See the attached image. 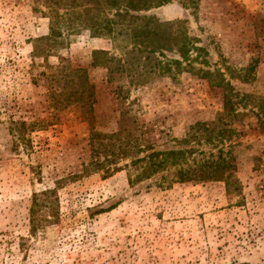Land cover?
Here are the masks:
<instances>
[{
    "label": "rangeland",
    "instance_id": "1",
    "mask_svg": "<svg viewBox=\"0 0 264 264\" xmlns=\"http://www.w3.org/2000/svg\"><path fill=\"white\" fill-rule=\"evenodd\" d=\"M34 8V0H0V264H264V168L256 166L264 135L250 112L257 110L237 107L238 143L224 146L236 158L234 194L225 182L164 189L159 183L167 175L136 185L126 172L73 181L90 159V126L81 121L80 109H52L47 83L59 65L87 70L98 93V130L115 131L129 117L158 151L184 148L179 142L191 126L216 122L223 91L183 71L185 64L173 63L170 74L147 69L143 83L130 72L110 76L91 66L93 51L107 50L125 63L130 48L120 51L88 31L65 34L63 49L34 62V41L50 33L47 17ZM146 14L185 21L207 50L193 68L220 70L240 97L264 99V0H199L196 8L173 0ZM173 52L157 58L182 61ZM11 122L44 127L29 128L24 143L11 132ZM219 149L204 147L214 155ZM46 190L55 191L60 220L32 237L29 210L34 194Z\"/></svg>",
    "mask_w": 264,
    "mask_h": 264
},
{
    "label": "trees",
    "instance_id": "2",
    "mask_svg": "<svg viewBox=\"0 0 264 264\" xmlns=\"http://www.w3.org/2000/svg\"><path fill=\"white\" fill-rule=\"evenodd\" d=\"M173 0H34L36 12L44 14L48 21L49 35L34 41L33 59L51 56L67 43V35L75 36L88 31L94 39H108L116 44L120 51L129 49L125 63L112 56L107 50L93 51L92 67L106 68L108 74L130 72L134 82L148 76V71L156 69L171 73L172 64L183 71H189L201 79H206L214 89H222L224 98L223 113L216 122H197L191 126L186 136L179 142L184 148L173 151H158L143 126L123 117L119 129L111 132L98 130L95 122V104L97 88L83 68L72 69L69 65H59L51 74L47 83L48 98L55 112L69 108L80 109L79 117L90 128V159L82 164L80 176L101 174L107 179L114 174L126 172L130 184L136 185L162 176L159 185L164 189L174 184L184 183H221L228 186V193L238 191L235 177L236 160L225 145L234 148L240 136L235 120L240 116L238 106L250 110L258 119L259 128L264 135V99L253 95L240 97L231 82L220 70L209 71L193 68L192 63L206 57L207 50L201 47L198 37L193 36L185 21L165 22L146 13L169 5ZM191 8L199 5V0H186ZM67 34V35H65ZM176 51V52H173ZM177 53L182 61L162 63L157 55ZM33 62V63H34ZM136 65V70L133 69ZM138 67L141 73H138ZM53 71V72H52ZM232 77V76H231ZM244 77H248L247 74ZM146 82V81H145ZM124 116V114H123ZM11 132L17 140L26 142L29 128L44 127L37 122L28 126L24 122H11ZM124 125V126H123ZM219 149L218 154L206 152L204 147ZM128 160V162H127ZM127 162L125 165L121 163ZM264 168V150L256 165ZM54 190L34 194L29 210L32 237L46 231L59 222L58 199H52ZM247 264V263H243Z\"/></svg>",
    "mask_w": 264,
    "mask_h": 264
}]
</instances>
